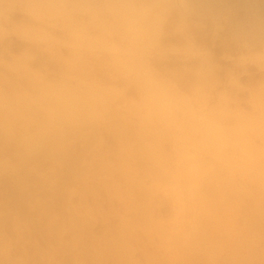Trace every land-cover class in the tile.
Masks as SVG:
<instances>
[{"label": "clouds", "instance_id": "1", "mask_svg": "<svg viewBox=\"0 0 264 264\" xmlns=\"http://www.w3.org/2000/svg\"><path fill=\"white\" fill-rule=\"evenodd\" d=\"M0 264H264V0H0Z\"/></svg>", "mask_w": 264, "mask_h": 264}]
</instances>
